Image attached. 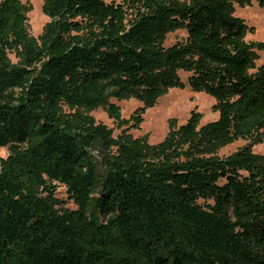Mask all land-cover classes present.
Wrapping results in <instances>:
<instances>
[{"label":"trees","instance_id":"trees-1","mask_svg":"<svg viewBox=\"0 0 264 264\" xmlns=\"http://www.w3.org/2000/svg\"><path fill=\"white\" fill-rule=\"evenodd\" d=\"M248 1L43 0L35 39L21 0H0V264H264V164L208 155L264 133V42L233 13ZM180 72L215 120L192 111L145 144L89 113L121 122L110 97L151 105Z\"/></svg>","mask_w":264,"mask_h":264},{"label":"rangeland","instance_id":"rangeland-1","mask_svg":"<svg viewBox=\"0 0 264 264\" xmlns=\"http://www.w3.org/2000/svg\"><path fill=\"white\" fill-rule=\"evenodd\" d=\"M106 2H121L122 0H105ZM27 12V28L30 37L38 39L45 24L48 21L47 15L42 10L43 0H21ZM234 15L243 19L247 26L244 39L248 42H264V6L256 1L234 2ZM184 30H177L167 34L165 45L181 41L185 38ZM258 58L255 63L260 65L264 62V50L256 51ZM10 60L16 62L13 53H9ZM188 73L180 72L183 86L169 88L165 93L158 96L154 103L146 105L143 101L136 98L117 99L110 97L108 103L117 106L118 114L122 119L118 122L110 117L107 113V105L94 108L89 113L96 122L105 124L113 131V136L123 134L127 139H138L145 144H157L162 141L169 131V124L180 126L185 123L192 111L199 112L201 118L199 125H204L213 121L218 116V111L214 105L216 99L205 93L197 91L190 87L186 82ZM136 115L132 120V115ZM263 132V131H261ZM256 136L249 138H239L232 142L222 144L213 149L208 155L215 157H226L235 151L247 147L249 151L257 157L258 161L264 164V133H261V139ZM94 153L99 156L100 152L95 150ZM8 154L6 147L0 148V159L5 158ZM56 185L55 207L60 209L74 208L73 202L69 199L64 185L53 181Z\"/></svg>","mask_w":264,"mask_h":264}]
</instances>
